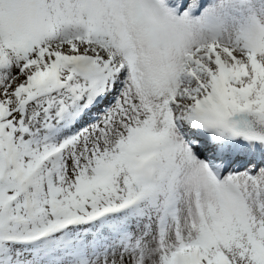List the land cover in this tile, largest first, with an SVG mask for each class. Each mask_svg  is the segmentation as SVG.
<instances>
[{
  "label": "snow or ice",
  "instance_id": "obj_1",
  "mask_svg": "<svg viewBox=\"0 0 264 264\" xmlns=\"http://www.w3.org/2000/svg\"><path fill=\"white\" fill-rule=\"evenodd\" d=\"M0 264H264V0H0Z\"/></svg>",
  "mask_w": 264,
  "mask_h": 264
}]
</instances>
